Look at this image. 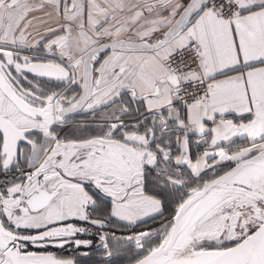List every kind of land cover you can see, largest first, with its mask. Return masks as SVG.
<instances>
[{"label":"snow or ice","instance_id":"1","mask_svg":"<svg viewBox=\"0 0 264 264\" xmlns=\"http://www.w3.org/2000/svg\"><path fill=\"white\" fill-rule=\"evenodd\" d=\"M125 258L264 264V0H0V264Z\"/></svg>","mask_w":264,"mask_h":264},{"label":"rangeland","instance_id":"2","mask_svg":"<svg viewBox=\"0 0 264 264\" xmlns=\"http://www.w3.org/2000/svg\"><path fill=\"white\" fill-rule=\"evenodd\" d=\"M99 259H100V257L98 255L93 257V261H97ZM89 264H92V262H89ZM118 264H128V261L126 258L120 259V260H118Z\"/></svg>","mask_w":264,"mask_h":264}]
</instances>
